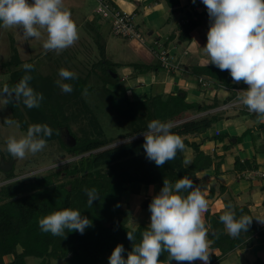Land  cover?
Listing matches in <instances>:
<instances>
[{
  "label": "trees",
  "instance_id": "16d2710c",
  "mask_svg": "<svg viewBox=\"0 0 264 264\" xmlns=\"http://www.w3.org/2000/svg\"><path fill=\"white\" fill-rule=\"evenodd\" d=\"M162 1L167 2L170 11L179 5V0ZM207 14V9L203 13L189 14L185 19L188 21L183 20L180 24L179 40L183 43L192 42V33L201 25L202 16ZM3 30L0 27V37ZM11 47L9 60L4 63L0 61V76L9 75L6 84L14 86L25 75L22 65L30 60L21 61L13 39ZM102 60L101 63H94L93 70H78L70 66L69 71L76 73L77 79L65 80V83L73 86L69 94L63 93L56 83L49 82V77L36 84L31 71L33 79L29 82L30 86L44 97L40 107L28 109L22 102L20 106L14 102L10 104L13 120L19 123L23 132H27L32 124H47L53 129L52 136L46 138L48 146L57 145L62 151L63 161H71L16 181H12L15 179L14 170L2 169L7 176L6 181L12 182L0 186V264H29V258L38 259V264H109V257L117 244H123L125 252L122 255L126 259L133 246V241L127 238V232L134 231L138 243L142 231L148 226L140 224L132 228L122 223L120 217H124L128 211L126 196L131 186H158L161 190L165 178L174 183L188 176L201 189L199 174L210 170H214L216 175L221 174L222 158L206 154L201 143L190 139L201 137L225 114L226 110H216L221 104L217 97L210 104L188 102L187 90L180 88L167 96L144 95L140 100H132L130 90L123 86L119 75L112 69L103 79V90L97 96L99 100L109 101L111 111L118 113L120 126H128L125 131L113 135L107 132L94 106L88 104L86 95L82 94L95 68L111 64ZM59 70L56 68L53 71L54 76L59 77ZM184 72L196 80L210 82L213 89L226 88L228 97L223 101L224 104L234 99L235 88L248 87L243 82L233 83L228 71H221L211 63L184 67ZM198 84L199 88H203L202 83ZM207 89L203 88V92ZM87 90L96 93L92 86ZM233 110L255 118L246 106ZM202 113L205 114L193 117ZM152 120L171 122V131L181 136L185 150L189 148L194 152L190 163L185 164V150L178 151L176 158L162 167L156 166L154 161L146 157L142 133ZM69 135L76 140L73 146L68 143ZM227 138L230 136L219 135L214 140L224 142ZM233 139L237 143L242 141V137ZM230 143L226 149L234 144ZM10 159L14 160L11 155ZM255 168L253 160L237 159L234 165L237 173L254 171ZM86 188H95L99 193L100 198L91 207L87 204ZM225 190L221 185L220 194L223 195ZM216 193V188L212 187L205 197L210 201L204 213L209 229V248L220 251L218 256L210 254L209 264H218L230 253L252 247L257 237L264 238V226L255 223L253 218L247 232H241L237 238L229 236L219 220V216L227 210L225 205L233 206L237 218L252 214L247 207L234 204L232 195L223 200V210L213 212L211 203L217 198ZM65 208L81 211V215L88 217L92 225L83 234L78 231L67 232L65 238L43 233L39 228V219ZM5 258H11V261L6 263ZM159 259L166 260L167 254H162ZM171 264L182 263L173 260ZM257 264L264 262L258 261Z\"/></svg>",
  "mask_w": 264,
  "mask_h": 264
},
{
  "label": "clouds",
  "instance_id": "9594fccd",
  "mask_svg": "<svg viewBox=\"0 0 264 264\" xmlns=\"http://www.w3.org/2000/svg\"><path fill=\"white\" fill-rule=\"evenodd\" d=\"M202 3L210 21L206 45L202 48L207 64L228 71L233 83L248 85L238 91L237 100L255 115L257 123H264V0H202ZM0 27L16 28L26 39H42L45 52L57 54L79 39L77 25L64 0H32L31 3L29 0H0ZM22 68L25 75L14 86L4 84L0 98L4 99V106L22 102L28 109L39 108L43 94L29 83L33 79L30 73L34 65L24 63ZM59 77L58 87L65 94L71 93L72 84L63 81L77 79L76 73L61 68ZM82 94L87 95V88ZM4 124L20 126L10 118H5ZM171 129V122L152 120L142 133L146 157L158 167L174 160L178 151L185 150L181 136ZM52 134L53 129L47 124H32L20 138L10 136L6 150L12 157L24 159L28 154L42 151L47 146L46 138ZM188 163L190 161H185ZM85 192L91 207L100 198L99 193L95 188H86ZM225 208L219 220L227 234L237 238L241 232H247L253 217L244 214L237 218L231 204ZM207 210L208 201L191 178L184 176L174 183L165 178L160 192L149 204L150 224L142 231L140 241L136 242L134 231H128L127 238L133 241L132 250L125 259L123 244H117L109 264H171L173 260L189 264L200 260L209 264V229L204 219ZM258 219L264 222V218ZM38 224L43 233L65 238L67 232L83 234L92 221L79 210L65 208L39 219ZM164 253L167 259L161 261L159 257Z\"/></svg>",
  "mask_w": 264,
  "mask_h": 264
},
{
  "label": "crops",
  "instance_id": "0c3cea01",
  "mask_svg": "<svg viewBox=\"0 0 264 264\" xmlns=\"http://www.w3.org/2000/svg\"><path fill=\"white\" fill-rule=\"evenodd\" d=\"M69 1L70 0H67V2ZM75 1H79L75 3V6L79 9L76 13L81 12L80 16L82 17V19L78 20L77 15L72 13V19L77 27H86L90 29L89 31L92 30L91 32L96 35L93 38L94 47L99 48L101 52L103 50L105 57L107 56V51L111 50L112 52H117L118 55L116 56L120 57L127 64V67L124 69L125 75L121 78V82L127 84L126 88L130 90L129 94L132 100H140L144 95L167 96L183 88L188 92V102L210 104L213 102V99L217 97L221 101L220 106L224 104L223 101L228 97L227 91L224 89L216 90L215 88L209 87L206 92H203V88H199V80H196L194 77L188 75L187 72H184V67L188 68L207 64L208 58L203 54L202 48L206 45L207 32L210 25L208 14L202 16L201 25L192 33V42L183 43L178 38L182 21L188 18L189 14L203 13L205 11L206 6L202 3V0H195V3H193L192 0H179V5L172 8V11H170L167 2L162 0H113L122 11L134 14L137 21H139L138 18H140L142 22L140 21L139 23L144 24V29L148 32L149 36L154 33L157 35L155 40H160L164 44V47L170 53V60L178 67L177 70L169 72L161 67L159 60L156 58L151 48V41L150 39L148 40L147 36L145 37L142 33L147 41L146 44H142L137 40L129 41V44L127 40L126 42H128L130 47H126L123 44L124 42H121L117 37L113 38L114 35L112 34V30L110 31L111 33L109 32L110 35H108L106 39H103L100 33V27H102L101 19L96 18L93 16V13L89 12V9L91 10L92 8L91 0ZM176 16L178 17L175 18ZM86 24L89 26H86ZM138 28L141 29L139 24ZM7 33L12 35L15 45L18 46L17 49L21 61L30 60L37 45L36 39H26L22 32L16 28H4L0 38V51L2 48L1 42L5 41L6 38L4 36ZM82 40L83 39H78L74 45L61 52L69 54V59L74 56L72 65L78 70H83L82 67L85 66V62L81 57L82 49L79 48L81 53H76L77 45L82 42ZM72 51L74 52L73 54ZM58 62L60 61L58 60ZM59 67L60 69L64 67V69L68 70V66L65 65V63H56V68L58 70ZM139 67H144V69L138 71ZM148 67L151 68L149 69ZM6 76L8 77V75ZM203 114L205 113L197 114L193 117H198ZM248 117V115H243L239 111L233 109L226 110L225 114L216 125L201 137L192 140L201 143L202 150L206 154L212 156L217 155V157L223 160L221 174L216 175L214 170L202 172L200 174L203 178L201 182L203 183L205 181L209 185L207 191L212 187L216 188L217 191V198L211 203L212 211L223 210V200L232 195L234 197V204L247 207L255 223L264 226V222L258 219L264 218V178L258 176L254 179H245L241 178L240 175L242 172L245 173L249 170L239 173L234 171L235 162L239 159L241 161L253 160L256 167L254 171H258L261 174L264 173V123H257L256 117ZM217 131H219L221 135L229 134L231 137L225 139L224 142H216L214 137ZM240 136L242 137V141L238 143L235 142L236 140L233 139V137ZM230 142L234 144H232L229 149H226V146L231 144ZM214 182L220 183L214 185ZM221 185L226 189L223 195L219 192ZM139 186L142 192L140 195L143 196V198L152 199L160 192L158 186ZM150 215L151 213L148 210L146 213V221H148V223L145 222L144 224H150ZM129 222L130 220L127 222L122 221V223L128 226ZM209 250L210 254L216 256L220 255V251L217 249L209 248ZM234 254L235 256L227 257L218 264H257L258 261L264 262V238L257 237L252 247L237 250L233 252V255ZM232 257H235V259H232ZM5 260L6 263H9L11 258H5ZM181 263L189 264V262L186 261ZM191 264H204V262L196 260L191 262Z\"/></svg>",
  "mask_w": 264,
  "mask_h": 264
},
{
  "label": "rangeland",
  "instance_id": "374dc122",
  "mask_svg": "<svg viewBox=\"0 0 264 264\" xmlns=\"http://www.w3.org/2000/svg\"><path fill=\"white\" fill-rule=\"evenodd\" d=\"M76 2H79V1L70 0L69 2H67V0L66 1L64 0V5L71 11V14L74 13V15H77L78 20H79V19H82V17L80 16L81 12L76 13V11L79 10L75 6ZM91 2L90 3L92 5V8L91 10L89 9V12L93 13V16H95L96 18L101 19L102 21V27H100L101 37H103V39H106L108 35H110L109 32L112 30L111 19L103 18L101 15H98L96 13V8L98 6L97 0L95 1L91 0ZM178 16H176L175 18H177ZM138 19L139 21L136 20V22H137V25L139 24V26L141 27L140 29L141 32L145 35V37L147 36L148 40L150 39V41L153 42V40L157 38V35L154 33L153 35L149 36L148 32L144 29V24L139 23L140 21L142 22V20L140 18ZM86 26H89V25L86 24ZM77 28H78L79 39H83L82 42H80L77 45L78 47L76 48V53L77 52L81 53V50H79V48L82 49L81 57L85 62V66L82 67V69L84 71L85 70L87 71L88 69L93 70L94 63L95 62L98 63L102 58H103L102 61L104 62L105 61L108 63L111 62V64H104L102 66L99 65L100 67L97 66L95 68V72L91 75V79L88 81L86 88H89L92 86L94 89L93 91H95L96 93L94 92L91 93V91L88 92L87 90L86 100L88 104L92 105V107L94 106L95 113L97 117L99 118L101 124L107 130V132H109L110 134L116 135L120 132L125 131L128 126H125V125L120 126V122H118V118H117L118 113L114 112L113 110L111 111L109 101H103L102 99L99 100L97 95L99 94V92H101V89L103 90V84H104L103 79H106L107 74L113 69L117 72V74L119 75V78L121 79L125 75L124 69L127 67V64L120 57L116 56L118 55L117 52H114V51L112 52L111 50L107 51L106 53L107 56L105 57V53L103 50L101 52L99 48L94 47L93 38L96 35L91 32L92 30L89 31L90 29L86 27H77ZM112 34L114 35L113 31H112ZM4 37L6 38L5 41L1 42V47H2L0 51L1 63L8 61L12 54L11 53V50H12L11 46H12V39H13L12 35L10 33H7L5 34ZM116 37L117 36L114 35L113 38H116ZM117 39L121 40V42H124L123 44L126 47H130L129 41H132V40H128L129 42L128 44V42H126L127 41L126 39H123L120 37H117ZM42 43H43L42 39L41 40L36 39L37 45L30 57L29 63L34 65V69L32 70L34 80L36 81V84H39V83L44 82L45 79L49 77V82L56 83V81L60 79V77L54 76L53 71L56 68V63L63 64L69 60L68 62H66L67 64L65 63V65L68 66V70H69L70 66L74 67L72 65L74 56H72V58L69 59V54L61 53L59 56V54H57L55 51L45 52V50L42 47ZM5 44L7 45V48ZM9 47H10V50H9ZM9 53H10V56H9ZM73 53L74 52L72 51V54ZM58 60L60 62H58ZM99 63H101V61ZM143 69L144 67H139V70H143ZM86 74L87 72L85 73V75ZM8 80H9V75L8 77L6 75L4 76L2 75L0 77V88H2L3 85L8 82ZM63 82L65 83V81ZM126 85L127 84H123L124 87H126ZM10 104L11 103L4 106V99L0 98V186H2L5 183L7 184L12 181L34 176L35 174L45 172L51 168L59 167L71 161V160L63 161V158L61 156L62 151L60 147H58L57 145L54 147H49L48 144L42 151L36 153L35 155L28 154L24 159H17L14 157H12L14 160L10 159V154L6 150L7 139L10 136L20 138L21 136L26 134V132H23L21 130L20 126L19 127H16L15 125L7 126L4 124L5 118H10L13 120V108L10 106ZM19 104L20 103H18V105ZM248 118H251V117L249 116ZM229 136L231 137V135ZM240 137H236V138H240ZM190 139L192 140L193 138H190ZM193 157H194V152L191 149L186 148L185 150L186 161H191ZM11 163L13 164L11 171L14 170L15 179L12 181H6L7 176H6V173L2 170L3 169L2 166L3 164L10 165ZM199 177H201L200 174H199ZM201 180L203 181L202 177H201ZM218 183L220 182H214V185H218ZM201 185H204L202 186L201 190L206 197L208 193L207 190H208L209 185L205 181L203 183L201 182ZM141 193L142 192L140 191V186L134 185V186H131L130 191L128 192V195L126 196V202L128 203V211L126 212L124 217H121V220L125 222L130 220L129 226L131 225L132 228L137 227L140 224H144L145 222L148 223V221H146V213L149 210V204L152 199L143 198V196L140 195ZM207 201L208 203L210 202L209 200ZM130 211H131V214L129 215ZM231 256H235V254L233 255V253H230L225 258L227 257L229 258ZM233 258L235 259V257H232V259ZM28 263L38 264L39 260L35 258H29Z\"/></svg>",
  "mask_w": 264,
  "mask_h": 264
},
{
  "label": "built area",
  "instance_id": "2783aa9c",
  "mask_svg": "<svg viewBox=\"0 0 264 264\" xmlns=\"http://www.w3.org/2000/svg\"><path fill=\"white\" fill-rule=\"evenodd\" d=\"M31 2L32 1L29 0V3ZM97 2L98 6L96 8V13L98 15H101L103 18L111 19L112 31L115 36L126 40H137L142 44H146L147 41L144 35L142 34L141 30L138 28L136 18L133 14H129L122 11L113 0H97ZM187 21L188 20H185V22ZM150 45L153 49L156 58H158V60L162 64V67L166 71L169 72L177 70L178 67L174 65L170 60L169 51L164 47V44L160 40H153ZM199 82L202 83L203 88L205 89L212 86L210 82L204 81L203 79H200ZM223 89L228 92L226 88ZM240 90L243 89L235 88L233 90L235 93L234 99L221 106L218 110H229L236 107L244 106L237 100L238 91ZM219 135L221 134L219 131H217L215 133V136ZM258 176L264 178V173L261 174L258 171H248L240 175L241 178L245 179H254Z\"/></svg>",
  "mask_w": 264,
  "mask_h": 264
},
{
  "label": "water",
  "instance_id": "95a60500",
  "mask_svg": "<svg viewBox=\"0 0 264 264\" xmlns=\"http://www.w3.org/2000/svg\"><path fill=\"white\" fill-rule=\"evenodd\" d=\"M67 140H68V143H69L70 145H72V146L76 144V140H75V138L72 137V136H70V135L68 136ZM12 166H13L12 163H11L10 165H5V164H3L2 168H3L4 171H10L11 168H12ZM130 214H131V211L129 212V215H130ZM211 234L213 235L214 232H211Z\"/></svg>",
  "mask_w": 264,
  "mask_h": 264
}]
</instances>
